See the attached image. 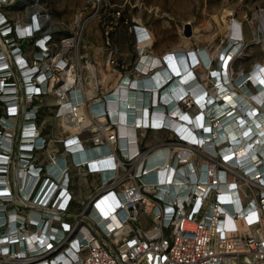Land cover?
<instances>
[{
    "label": "built area",
    "instance_id": "2783aa9c",
    "mask_svg": "<svg viewBox=\"0 0 264 264\" xmlns=\"http://www.w3.org/2000/svg\"><path fill=\"white\" fill-rule=\"evenodd\" d=\"M89 20L81 14L58 35L41 0H0V264H264V168L232 161L216 130L198 141L153 126L151 98L147 124L122 135L109 117L110 93L85 92L75 49ZM138 25L142 59L154 41L142 44ZM240 29L225 46L237 45L235 58ZM186 52L201 55L200 47ZM80 59L90 61L87 52ZM106 61L130 78L147 73L140 61L119 64L112 48ZM220 61L216 86L226 78L239 86L233 62ZM69 118L73 130L64 126Z\"/></svg>",
    "mask_w": 264,
    "mask_h": 264
},
{
    "label": "bare ground",
    "instance_id": "6f19581e",
    "mask_svg": "<svg viewBox=\"0 0 264 264\" xmlns=\"http://www.w3.org/2000/svg\"><path fill=\"white\" fill-rule=\"evenodd\" d=\"M229 11L225 9V13H229ZM225 13L223 18L226 28L232 30L233 35H239L241 33V23L236 19H233L234 22L232 20L227 21V14ZM189 22L187 21L186 24L189 25ZM209 27V24H207L204 28ZM137 29L142 44L154 41L152 32H149L150 30L145 25L139 23ZM201 29L192 24V35L183 34L181 42L175 44L174 49L163 52V59L157 55L151 56V53L140 59V54L136 62L140 61L139 66L142 70L147 71L146 74L143 73L132 78L126 76L119 83L124 76L123 74L116 75L114 72H106L100 68L101 81L107 86V90L104 92L110 93L106 100L109 107V117L117 122L122 135H128L130 128L134 130L136 125L145 126L147 124L148 117L151 114H149V111L151 112V110L146 108V105L151 98L155 107L152 120L153 126L160 127L162 124H168V126L183 130L188 138L198 141L199 136L205 138L210 135V130H216V135L222 138L223 143L221 146L225 147L223 151L228 153L234 150L235 158L232 161H257L253 165L259 163L258 166L264 168V63L261 62L259 64L261 66H259L256 65V62L254 70L250 68L246 72L242 69L233 76V78L238 79L237 84L239 86L226 78L227 84L223 83L220 87H217L215 81L219 77L221 78V73L219 74L217 66L212 67V73H208L209 76L204 78L211 80L209 84L217 92L212 94L204 82L197 84V74L193 66L196 64L197 59L210 66L213 54L203 47H200L202 56L197 52L189 54L186 52L184 54L186 50L183 47L187 49L192 47L191 36L201 38L199 33ZM236 50L237 45L234 47L231 45L225 50L219 51L217 61L220 58L222 66L230 59L234 60L233 53ZM75 53L78 66L81 70L86 69L87 76H90V80L86 76V84L83 82L86 95L94 96L97 94L96 89L98 88L93 78L96 72L95 64L91 61L87 63L80 62L78 47L75 49ZM200 67L205 68L204 65ZM154 72L153 76L152 73ZM225 74H227V71H225ZM71 77L72 75H69L67 79ZM248 78L253 79L256 83L257 88L253 92L248 90V81L244 82ZM192 81H196L195 84ZM167 85L169 86L166 87ZM240 88H243V90L240 91ZM78 97L80 96L77 93L76 98ZM179 98L189 100L190 107L182 109L181 100L178 102ZM251 98H254V100ZM161 103H167L166 107L167 110L171 111V116L165 111V108L160 106ZM96 107L102 110V103L97 102ZM80 111L85 113L84 105L80 106ZM133 115L136 117L132 120ZM105 118L106 116L100 117L101 120ZM74 121L75 119L73 121L70 119L69 122H64V126L73 130L75 127ZM57 125L60 124L57 123ZM121 140H123V137ZM92 153H95V151L93 150ZM156 154L159 155L160 152ZM152 158L150 162H152ZM105 159L107 158L93 159L92 164L100 166L101 163L106 161Z\"/></svg>",
    "mask_w": 264,
    "mask_h": 264
},
{
    "label": "rangeland",
    "instance_id": "374dc122",
    "mask_svg": "<svg viewBox=\"0 0 264 264\" xmlns=\"http://www.w3.org/2000/svg\"><path fill=\"white\" fill-rule=\"evenodd\" d=\"M41 3L51 17L50 27L52 26L58 35L68 32L81 14L83 17L90 16L78 50L81 53L87 52L89 60L95 64L96 72L93 78L97 90L107 89L106 84L101 81L100 68L106 72H115L106 61L111 48L115 51L119 64L130 67L137 60L134 23H141L152 32L155 41L151 52L158 54L174 49V45L181 42L183 34L192 35V24L202 28L199 32L201 38L191 36L190 47L206 48L215 58L210 66L203 61L205 68H196V74L204 79L212 73V67L217 66V54L223 51L229 41L232 30L226 28L223 18L227 9L230 11L225 13L226 20H239L243 30L242 49L234 60H229L230 64L233 62V76L242 69L247 72L250 68L254 70L257 64L264 63V0H41ZM187 21H190L189 25L186 24ZM207 24L210 27L204 28ZM106 31H109L110 46L106 41ZM80 62L84 63V59ZM84 75L87 76L86 69ZM87 77L90 80V76ZM203 82L209 92L217 93L209 84L211 80L205 79ZM248 87L252 92L257 88L252 84H248ZM44 116L47 121L50 120L46 111L42 118ZM50 126L55 127L53 123L51 125L48 122L47 127ZM147 135L151 137L154 132H148Z\"/></svg>",
    "mask_w": 264,
    "mask_h": 264
},
{
    "label": "crops",
    "instance_id": "0c3cea01",
    "mask_svg": "<svg viewBox=\"0 0 264 264\" xmlns=\"http://www.w3.org/2000/svg\"><path fill=\"white\" fill-rule=\"evenodd\" d=\"M147 27V26H146ZM149 30V29H148ZM150 32V31H149ZM155 41V40H154ZM151 53V56H155V55H157V56H159L161 59H162V57H164L162 54H158L157 52H155V51H152V52H150ZM165 55H167V54H165ZM138 62V61H137ZM115 73V72H114ZM116 75H118L119 73H115ZM126 76H124L123 77V79L125 78ZM135 77V76H134ZM110 89V88H109ZM105 90H107V89H105ZM104 90V91H105ZM130 131H132V132H134V130L133 129H129Z\"/></svg>",
    "mask_w": 264,
    "mask_h": 264
}]
</instances>
